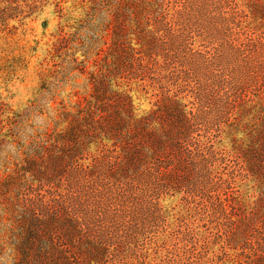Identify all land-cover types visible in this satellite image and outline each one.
<instances>
[{"label":"rangeland","instance_id":"obj_1","mask_svg":"<svg viewBox=\"0 0 264 264\" xmlns=\"http://www.w3.org/2000/svg\"><path fill=\"white\" fill-rule=\"evenodd\" d=\"M0 264H264V0H0Z\"/></svg>","mask_w":264,"mask_h":264}]
</instances>
